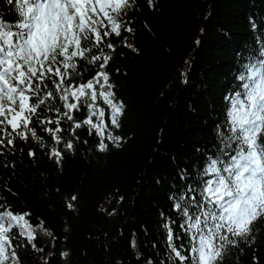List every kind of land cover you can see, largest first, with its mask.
I'll use <instances>...</instances> for the list:
<instances>
[{
    "label": "trees",
    "instance_id": "obj_1",
    "mask_svg": "<svg viewBox=\"0 0 264 264\" xmlns=\"http://www.w3.org/2000/svg\"><path fill=\"white\" fill-rule=\"evenodd\" d=\"M122 20L121 34L101 45L111 56L105 68L111 91L124 106L120 127L111 125L110 109L98 99L108 125L103 136L88 125L75 128L88 117L82 105L72 121L61 117L59 143L45 131L57 125L34 117L40 141L29 134L0 145V212L27 214L47 234L29 239L12 230L19 264H191L173 251L189 256L185 218L174 205L181 196L199 200L190 188L211 178L205 175L211 159L231 151L220 135H230L226 98L239 90L243 65L264 51V0H131ZM0 21L18 30L16 3L0 0ZM76 62L69 83H83L99 70ZM61 105L58 98L46 101L39 119L54 120L59 114L49 108ZM109 132L122 138L119 146ZM53 148L61 153L59 163ZM252 229L226 246L217 264H264V216Z\"/></svg>",
    "mask_w": 264,
    "mask_h": 264
},
{
    "label": "snow or ice",
    "instance_id": "obj_2",
    "mask_svg": "<svg viewBox=\"0 0 264 264\" xmlns=\"http://www.w3.org/2000/svg\"><path fill=\"white\" fill-rule=\"evenodd\" d=\"M8 2L16 3L21 22L15 25L18 31L13 32L10 25L0 21V145L5 142L12 145L17 137L27 140L29 134L40 141L41 137L31 127L34 117L38 123L57 125L45 131L59 143L61 138L56 134L62 131L58 126L61 117L72 121V112L82 105L88 108V117L75 123V128L88 125L103 136L108 125L98 99L111 109V125L119 128L124 106L111 91L113 85L105 71L111 56L104 53L101 45L106 37L121 34L122 16L131 0ZM126 30L132 31L130 27ZM85 42L91 43V47H86ZM106 46L114 47L111 43ZM93 48L100 49L99 54L89 56ZM77 59L87 60L99 70L91 79L73 84L68 81L75 74ZM237 78L239 90L226 98L229 101L226 127L230 135L220 133L225 147L231 151L221 150V156L211 159L205 169V175L211 178L204 180L201 188H190L198 192L199 200L192 197L186 202L181 196L174 205L185 218L189 256L181 255L175 248L173 251L181 261L191 258V264H217L226 246H236L237 238L249 237L253 224L264 216V51L243 65ZM46 81L53 85L51 89ZM57 98L65 111L50 107L49 111L59 115L54 120H40L41 106ZM93 116L98 122L93 121ZM107 138L117 146L122 140L110 132ZM66 147L71 149L72 143L69 141ZM107 147L102 139L99 149L104 151ZM29 155L35 153L30 151ZM51 156L59 163L61 153L57 149H52ZM76 199L71 197L72 201ZM68 207L74 205L69 202ZM193 207L194 212L190 211ZM26 215L0 212V264H19L10 237L14 228H19L29 239L34 238ZM168 240H173L170 227Z\"/></svg>",
    "mask_w": 264,
    "mask_h": 264
},
{
    "label": "rangeland",
    "instance_id": "obj_3",
    "mask_svg": "<svg viewBox=\"0 0 264 264\" xmlns=\"http://www.w3.org/2000/svg\"><path fill=\"white\" fill-rule=\"evenodd\" d=\"M102 108V106H99ZM110 109V108H109ZM110 114H111V109H110ZM95 118L97 119V117L95 116ZM98 121V120H97ZM104 122H105V116H104ZM30 225L32 226V229H33V233L34 235L36 234H40L42 236H45L47 235L46 232H45V229L44 228H41L40 226H38L37 224H32L30 223ZM20 230V229H19ZM21 232V230H20ZM26 236V235H25Z\"/></svg>",
    "mask_w": 264,
    "mask_h": 264
}]
</instances>
